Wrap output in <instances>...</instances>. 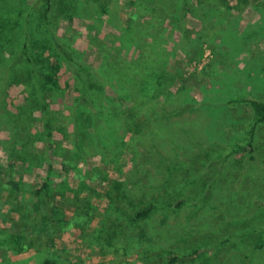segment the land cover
I'll use <instances>...</instances> for the list:
<instances>
[{"label":"trees","instance_id":"trees-1","mask_svg":"<svg viewBox=\"0 0 264 264\" xmlns=\"http://www.w3.org/2000/svg\"><path fill=\"white\" fill-rule=\"evenodd\" d=\"M110 1L102 3L98 0L94 5L106 10ZM167 1L170 3L166 0H130L131 9H134L128 31L133 38L122 34L112 47L100 42L99 36H96L104 58L99 67H93L83 58L82 51L61 38L56 30V25L58 27L65 13L72 10L74 2L0 0V130L6 129L11 136L6 146L8 165L4 168L0 166V172H5L9 179L0 183V196L7 191L16 198L19 191L25 189L24 179L16 180L17 176L22 177L19 175L18 163L27 167L26 174L36 173L41 180L34 192L37 199L30 213L19 208L16 211L15 207L7 213L0 207V218L11 225L8 226L9 230L0 229V234L4 235L0 247L6 249L13 244L19 253L32 248L40 252L44 247H49L56 236L66 231L77 229L86 234L90 230L97 212L90 206L92 196L77 201L63 197L66 204L74 207V214L69 219H66L64 208L57 203H47L45 199L51 189V177L55 174V165L49 156L51 146L59 141L60 130L64 140H70L83 151L79 137L83 122L85 126L95 128L100 139L97 141L100 155L113 147L105 141L110 133L111 139L115 137L118 142L116 151L120 154L125 149L135 167L131 178L116 180L106 192L109 205L105 218L92 238L86 239L88 244H108L117 246V250L136 251L145 264H183L181 261L184 258L191 259L198 253L182 250V245L196 243L200 239L195 240L194 237V241H186L184 232L188 224L184 225L179 219L171 223V214L193 208V215L201 217L204 213L200 209L207 206L223 183L213 181L207 186L193 179L205 164L203 156L206 153L202 149L193 150V146L202 145L199 139L204 136V128L200 122H196V118H188L187 121L180 118L185 115V112L182 113V93L180 90L175 93L171 91L176 76L169 71V65L163 61L155 45L158 44L156 40L165 39L164 34L170 27L174 28L175 33L185 28L182 14L192 8L188 0ZM212 4V0L198 2L197 8L204 20L208 18V9ZM151 28L155 33L153 43L143 47L142 42L151 36L148 35ZM127 38L139 46L136 58L126 59ZM64 69L70 76V80H66L70 83L67 82L65 86L60 77ZM72 82L77 98L74 105L69 107V114L63 110H53L51 101L61 99ZM13 86H22L25 93V103L16 107V111L13 110L9 92ZM235 102L247 103L252 109L253 119L251 139L236 143L233 154L247 153L245 155L250 154L251 160H255L254 138L258 127L264 123V100L239 99ZM39 118L43 122L41 134L36 127ZM115 121L118 122L116 129L113 126ZM57 123H73L71 137ZM176 124L183 125L180 131L176 129ZM118 130L120 136L116 135ZM172 131L174 136L164 137ZM182 132L189 136L187 140L179 138ZM38 141H45L46 153L43 155L37 151ZM168 143L175 144L171 150L173 154L178 149L184 150V146L190 151L188 154L181 151L182 159L176 158L173 163L162 166L167 160L159 147ZM154 148L157 149L155 152L150 151ZM152 166L157 169L152 170ZM231 170L232 167L225 169ZM152 184H157L155 188L160 187L162 194L152 192L149 186ZM229 192L225 197H218L236 203L241 213L247 212L250 216L264 214L263 206L259 212L257 204L248 207L249 202L240 201L242 198L237 193ZM13 212H17L16 217L11 215ZM162 215L163 218H159ZM204 222L196 221L193 231L199 234ZM253 235L254 232L250 231L241 236H250L245 244L248 254L243 258L244 264L254 250L264 248L263 245L253 249V245L264 242V233ZM216 249L199 264H220L219 257L223 249ZM250 263H253V259ZM41 264L60 263L46 257Z\"/></svg>","mask_w":264,"mask_h":264},{"label":"rangeland","instance_id":"rangeland-1","mask_svg":"<svg viewBox=\"0 0 264 264\" xmlns=\"http://www.w3.org/2000/svg\"><path fill=\"white\" fill-rule=\"evenodd\" d=\"M34 1L31 0V3ZM67 1L74 2L72 10L65 13L58 27L56 25V30L61 38L82 51L83 58L93 67H99L104 58L96 36H99L100 42L112 47L114 41L122 34L133 38L132 33L128 31L130 15L134 9H131L130 0H111L106 10H100L94 5L98 0ZM106 1L101 0L102 3H107ZM188 1L192 10L188 9L187 13L182 14L185 28L175 33L174 28L170 27L164 34L165 39L156 40L158 44L155 45L163 61L169 65V71L176 76L171 91L175 93L180 90L182 93L184 103L182 113L185 112V115L180 118L185 121L188 118H196V122H200L204 128V136L199 139L202 145L193 146V150L202 149L206 153L203 156L205 164L199 168L193 179L202 185L209 186L213 181H217L222 182L223 186L215 191L207 206L200 209L204 213L201 217L198 214L193 215V208H185L179 214H171L169 221L175 223L176 219H179L184 225L188 224L186 228L188 235L184 232L186 241H194V237L195 240L200 239L199 242L182 245L184 247L182 250L186 253L195 251L198 253L191 259L184 258L181 263L199 264L206 259L208 253L213 254L217 247H221L223 250L219 257L220 264H244L243 258L246 253L248 254L245 244L250 236H241L250 231H253L254 235L264 233V214L250 216L247 212L241 213L236 203L218 196L230 194L231 190L242 198L240 201L249 202L248 207L257 204L259 212L262 206L264 207V123L258 127L254 138L255 160H251L250 154L245 155L247 153L233 154V146L236 143H245L251 139L250 127L253 119L251 107L247 103L235 100H264V0H212V7L208 9L209 16L205 20L197 8L200 0ZM166 2L170 3L167 0ZM181 25L183 26L182 22ZM148 35L151 36H147L146 41L142 42L143 47L153 43L155 33L152 28ZM125 52L128 56L126 59L136 58L139 46L128 39ZM60 77L65 86L69 82L66 80L70 78L65 69ZM74 89L72 82L61 99L51 101L52 109L63 110L69 114V107L74 105L77 98ZM9 92L13 110L16 111V107L25 103L24 88L13 86ZM57 125L62 126L63 132L71 137L73 123ZM66 126L68 127L65 129ZM113 126L116 129L118 122L115 121ZM36 127L41 134L43 132L41 118L37 120ZM81 127L85 131L83 133V130H80L79 134L83 151L70 140H64L59 130V141H56L51 146L52 151H49L55 165V174L51 177V189L45 199L47 203H57L64 208L66 219H69L74 214V207L66 204L63 197L77 201L92 196L90 206L97 212L90 230L86 234L77 229L66 231L56 236L50 246L44 247L40 252L32 248L19 253L13 244L6 249L0 247V264H41L46 257H51L60 264H145L136 251L125 252L117 250V246L101 243L89 245L86 240L92 238L105 218L109 205L105 194L112 183L131 178L135 167L125 149L120 154L116 151L119 147L118 142L115 137L111 139L110 133L105 141L113 147L108 149L106 154L100 155L98 150L100 148L97 146L100 139L95 128H89L83 122ZM175 127L180 131L183 125L176 124ZM172 130L176 133L175 129ZM173 131L164 137L174 136ZM106 132L107 130L104 131ZM116 132L118 133L116 135L120 136L119 130ZM37 135L39 137V133ZM121 136L123 137L122 134ZM188 137L185 132L179 135L182 141ZM10 140L9 131L0 130L2 168L7 167L9 162L6 146ZM173 146L175 144L168 143L164 147H159L167 160L162 166L181 158L183 155L181 151L187 154L190 151L184 146V150L178 149L177 153L173 154L171 152ZM36 147L40 155L46 153L45 141H38ZM156 150L150 149L153 152ZM234 163L236 166H233ZM227 167H232V172L225 171ZM26 169L25 165L18 163L19 175L22 177L17 176L16 180L24 179L25 189L19 191L16 198L7 191L0 196V207L7 213L15 207L16 211L19 208L28 211V214L30 208H34L33 202L37 199L34 192L40 186V175L38 177L36 173L26 174ZM151 169L156 170L157 167L152 166ZM6 179H9L8 175L0 172V183ZM156 185H149L152 188L150 189L154 193L162 194L160 187L155 188ZM262 212L264 213L263 210ZM11 215L16 217L17 212ZM161 217L163 218V215L159 218ZM196 221H205L199 229V234L193 231ZM8 226H11L10 223L0 218V229L9 230ZM170 237L177 240L173 236ZM3 238L4 235L0 234V240ZM263 245L264 242L261 241L253 245V249ZM138 251L140 252V249ZM251 258L253 263H250ZM245 264H264V248L254 250Z\"/></svg>","mask_w":264,"mask_h":264}]
</instances>
